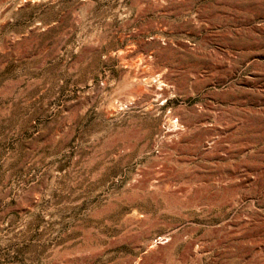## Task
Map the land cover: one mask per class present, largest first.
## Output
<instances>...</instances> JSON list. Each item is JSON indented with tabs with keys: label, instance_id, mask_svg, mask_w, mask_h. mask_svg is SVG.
Wrapping results in <instances>:
<instances>
[{
	"label": "rangeland",
	"instance_id": "374dc122",
	"mask_svg": "<svg viewBox=\"0 0 264 264\" xmlns=\"http://www.w3.org/2000/svg\"><path fill=\"white\" fill-rule=\"evenodd\" d=\"M0 264H264V0H0Z\"/></svg>",
	"mask_w": 264,
	"mask_h": 264
},
{
	"label": "bare ground",
	"instance_id": "6f19581e",
	"mask_svg": "<svg viewBox=\"0 0 264 264\" xmlns=\"http://www.w3.org/2000/svg\"><path fill=\"white\" fill-rule=\"evenodd\" d=\"M160 83H162V85H164V87H165V85L168 84V82L165 79L161 80ZM166 89L162 88V90H159V89H156L155 87H152L150 89V93L155 98L158 95H160L161 98H164V96L166 94ZM180 121L176 119L175 124L171 123L173 125L172 127L174 128V130H172L171 132H168L166 134L167 139L170 140V142L172 143L171 146L174 150H179V148H180L179 147L180 144L178 143L180 140L178 142H176V139H178V138L181 139V137L183 138V136H184V133H182L183 131L181 132L179 129L178 130H175V129L179 128V126H181L184 129V131L188 132V130H189V125L183 126V124L181 125ZM216 133L217 134H215L211 137L205 138L206 144H205V147L203 149L205 154H212L213 153V154L217 155L223 151H226V149L224 148V145H223V140L221 139V137L219 135L220 132L218 131ZM187 147H188V145L185 148L186 150L182 153L191 154L190 149L193 150L194 152H196L198 150L199 143H195L194 146L192 145L190 148H187ZM177 168L178 169H175V167L170 168L166 175H169V176L171 175L172 179H174L176 181L179 180V182L174 183L175 182L174 181L173 182L174 184H168L167 183L168 186L162 185L163 188L161 190L168 197H170V198L173 197V199H176L177 200L176 202L180 201V206L184 209L194 208L195 210H197V209H201L202 207H204L208 204L218 202L221 198V195H220L218 189H222V191H226V192H234L236 190L235 188H228L227 187V185L233 186L232 183L236 180L235 177H225V179L224 178L216 179L214 186L209 187L207 185L197 183L196 181H194V178H192V176L184 177V175L189 172V169H187L186 167H177ZM160 170H161V168H160ZM162 172L164 173V171H162ZM167 196L165 198H168ZM223 198H225V197H223ZM171 207H173V206H171ZM175 208H176V206H175ZM155 243H156V241H155Z\"/></svg>",
	"mask_w": 264,
	"mask_h": 264
}]
</instances>
